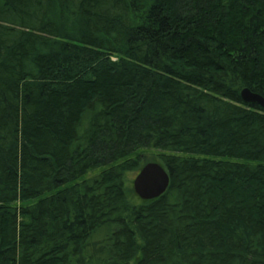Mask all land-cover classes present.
Instances as JSON below:
<instances>
[{"label": "trees", "instance_id": "1", "mask_svg": "<svg viewBox=\"0 0 264 264\" xmlns=\"http://www.w3.org/2000/svg\"><path fill=\"white\" fill-rule=\"evenodd\" d=\"M264 0H0V264H264ZM156 151L168 190L128 175Z\"/></svg>", "mask_w": 264, "mask_h": 264}, {"label": "water", "instance_id": "2", "mask_svg": "<svg viewBox=\"0 0 264 264\" xmlns=\"http://www.w3.org/2000/svg\"><path fill=\"white\" fill-rule=\"evenodd\" d=\"M245 103L257 104L264 109V97L249 89L242 91ZM170 185V176L167 170L159 163H148L137 174L133 187L137 196L145 201L162 196Z\"/></svg>", "mask_w": 264, "mask_h": 264}, {"label": "rangeland", "instance_id": "3", "mask_svg": "<svg viewBox=\"0 0 264 264\" xmlns=\"http://www.w3.org/2000/svg\"><path fill=\"white\" fill-rule=\"evenodd\" d=\"M156 153H157L156 151H152V150L144 152V165H146L148 163H159V164L162 163L158 160ZM138 173H139V171H136V172H132L128 175L129 183L131 184L132 187H133L134 180H135ZM133 190H134V187H133Z\"/></svg>", "mask_w": 264, "mask_h": 264}]
</instances>
